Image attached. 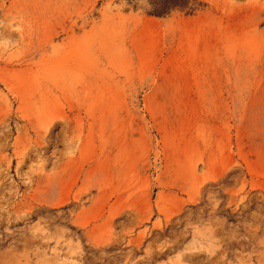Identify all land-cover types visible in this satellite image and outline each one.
I'll return each mask as SVG.
<instances>
[{
  "label": "rangeland",
  "instance_id": "obj_1",
  "mask_svg": "<svg viewBox=\"0 0 264 264\" xmlns=\"http://www.w3.org/2000/svg\"><path fill=\"white\" fill-rule=\"evenodd\" d=\"M0 0V264H264V0Z\"/></svg>",
  "mask_w": 264,
  "mask_h": 264
},
{
  "label": "trees",
  "instance_id": "obj_2",
  "mask_svg": "<svg viewBox=\"0 0 264 264\" xmlns=\"http://www.w3.org/2000/svg\"><path fill=\"white\" fill-rule=\"evenodd\" d=\"M154 6L152 14L162 16L170 13L173 9L187 7L189 0H151Z\"/></svg>",
  "mask_w": 264,
  "mask_h": 264
}]
</instances>
